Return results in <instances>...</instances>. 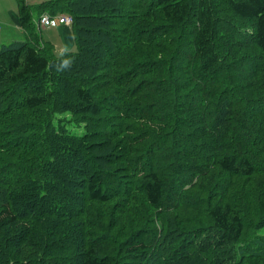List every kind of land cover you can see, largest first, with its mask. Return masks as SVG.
I'll return each instance as SVG.
<instances>
[{"label":"trees","instance_id":"16d2710c","mask_svg":"<svg viewBox=\"0 0 264 264\" xmlns=\"http://www.w3.org/2000/svg\"><path fill=\"white\" fill-rule=\"evenodd\" d=\"M16 1L33 39L0 47V264H264V0H49L72 17L58 57ZM125 204L161 218L150 239L121 237Z\"/></svg>","mask_w":264,"mask_h":264},{"label":"rangeland","instance_id":"374dc122","mask_svg":"<svg viewBox=\"0 0 264 264\" xmlns=\"http://www.w3.org/2000/svg\"><path fill=\"white\" fill-rule=\"evenodd\" d=\"M22 1H23L25 6L30 7V6H34V5H37L39 3L45 2V1H49V0H22ZM0 3H3L4 5L11 4L12 6H14V8L16 7L17 12H18V3L16 0H0ZM31 10H32V16H33V18H35L37 16V11L35 10V7L31 8ZM47 11L49 12V10H47ZM0 15H2V14H0ZM1 18H2V16H0V19ZM233 22H235L234 26H235L236 33L238 34L240 32L239 38H238V36H236L238 39L235 38V40H239V42H243V41L248 42L247 39H240V38L244 37L245 32L249 33L251 31V29H252L251 23H246V22H242L239 20H235V21L233 20ZM0 27H1V29L12 31V28H8L4 23H2L1 20H0ZM34 34L36 35L37 32L34 31ZM10 39H12V38H10ZM10 39L8 38V40L4 43H6V45H7L10 42ZM18 39H20V38H18ZM32 39L33 38H31V40ZM16 41H19V40H16ZM35 43L38 45L39 50H41V51L45 50L46 46L41 45L40 41L35 42ZM246 46L247 45H245L243 47H246ZM243 49H245V48H243ZM73 52H75V50ZM59 54L60 53H58V55ZM56 55H57V53H56ZM12 117H14V116H12ZM12 117H9V118H12ZM59 118H64V119L69 118V115H67V114L62 115V116H59ZM3 120L6 121L7 119H3ZM3 120H2V122H3ZM30 121L33 123L37 122L36 118L34 117L33 114L24 115L21 118L16 119L15 125L22 123V122H30ZM63 121H65V120H63ZM61 127L66 129V131L69 134L77 135V136H81L83 134V131H84L83 130L84 129L83 124H76L73 122H63L61 124ZM131 186L134 187V184L133 185L131 184ZM88 205H91L90 207H91L92 212H94L93 209H96L100 213H104V212L109 211V209H110V206L100 205V204H96L93 202L89 203ZM122 205H124V204H120V205L119 204H111V206H115V207H117V206L122 207ZM183 213L185 214L184 211H183ZM116 219L121 220L123 222V227H122L123 229H122V234H121L122 238L124 237V235L126 237H138V236L142 237V235H146V237H144V238L150 239V238H147V235H150V234L152 235L153 227L156 226V228H158L160 226L159 221H161V218L159 219V216L156 214V212L152 208H150L147 204H125V207L122 210L120 209V212L116 214ZM150 228L152 230H150ZM124 230H125L126 234H123ZM259 233L264 234V228L261 229L259 231ZM151 235H150V237H151Z\"/></svg>","mask_w":264,"mask_h":264},{"label":"crops","instance_id":"0c3cea01","mask_svg":"<svg viewBox=\"0 0 264 264\" xmlns=\"http://www.w3.org/2000/svg\"><path fill=\"white\" fill-rule=\"evenodd\" d=\"M37 5H34V7ZM34 7L32 6L31 8ZM0 14H2L0 15L2 16V18L0 19L2 23H4L8 28H12V31H10L1 29L0 27V47L2 45H6V43L4 42H6L8 38H12L10 39L9 43L16 40L27 41L31 39L30 37H28L26 30L21 26L16 7L14 8V6H12L11 4L4 5L3 3H0ZM40 14L41 13H38L37 11V16L35 18H33L32 16V27L34 31L37 32L36 36L38 38V41H40V44L51 45L53 47V54L56 57L61 55L63 52H73L75 50V44L71 31V25H52L50 27H42L38 24V18ZM56 53L57 55L58 53L60 54L57 56Z\"/></svg>","mask_w":264,"mask_h":264},{"label":"built area","instance_id":"2783aa9c","mask_svg":"<svg viewBox=\"0 0 264 264\" xmlns=\"http://www.w3.org/2000/svg\"><path fill=\"white\" fill-rule=\"evenodd\" d=\"M38 24L42 27H50L52 25L70 26L72 17L68 14L50 15L49 13H42L38 18Z\"/></svg>","mask_w":264,"mask_h":264}]
</instances>
